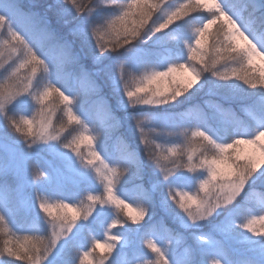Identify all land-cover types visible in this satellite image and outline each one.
Segmentation results:
<instances>
[{
	"label": "snow or ice",
	"instance_id": "6c2138e0",
	"mask_svg": "<svg viewBox=\"0 0 264 264\" xmlns=\"http://www.w3.org/2000/svg\"><path fill=\"white\" fill-rule=\"evenodd\" d=\"M232 7L234 14L225 11L219 0H183L173 7H168L167 0H54L48 5L49 12L42 13L36 0H0V136L6 142L7 134L14 131L23 137L16 143L23 142L26 149H31L38 142L61 141L68 125H78L79 134L67 141L64 138L62 147L76 156L82 168H91L98 176L103 172L104 181L103 195L89 193L81 213L76 203L45 198L36 185L47 173L30 160L29 153L19 147L0 152V204L5 209L0 211V232L8 237L14 234L12 225L22 211L18 202H26L29 194L50 229L42 235L25 236L15 244L5 239L0 247V264H43L78 215L87 218L97 204L114 205L132 221L142 223L159 207L164 215L148 228L162 229L167 233V243L147 239L154 259L142 264H264V63H254V57L264 62V0H234ZM200 9L212 15L196 29L195 39L187 47V61L170 63L162 71L150 67L134 71L120 59L124 51L134 47L142 30L151 36ZM158 11L164 14L159 22L154 19ZM150 54L146 52L145 57ZM233 59L239 60L236 66L217 68ZM204 73L217 81L234 78L248 89L261 90L262 103L246 102L247 97H223L239 101L237 106L247 122L241 120L232 103L222 100H205L203 108L196 105L189 110L198 111L205 121L212 117L225 128L229 124L243 128L226 140L198 126L146 130L147 116L125 111L138 145H143L141 158L120 131V110L174 101L198 84ZM24 94L39 107L30 117H17L14 101ZM86 113L101 122L109 138L114 137L123 153L122 162L112 166L105 163L96 147L102 133L89 134ZM65 117L66 123L57 126L56 119ZM177 128L179 132L173 131ZM150 135L182 136L184 140L164 150L155 139H149ZM82 145L90 149L87 155ZM242 145L251 147L245 150ZM98 163L103 169L97 167ZM145 164L158 170L161 182L180 170L193 173L202 169L205 174L197 179L196 191L165 183L157 200L155 185L145 186L150 179L145 175ZM130 166H135L134 187L138 190L132 202L137 206L135 216L125 211L130 204L125 203L128 199L116 185L120 168L128 172ZM257 192L261 198L253 204L250 196ZM218 210L225 217L212 224L209 231H200L219 216ZM231 213L242 217L238 225L228 215ZM164 216H170L172 224L165 223ZM120 222L113 219L108 227ZM257 223L261 225L260 234L251 236L241 231L234 235L237 227L255 233ZM57 224L61 225L59 231ZM121 239L119 235L110 237L111 242L105 245L109 253ZM88 255V251L83 253L80 264H85ZM100 264H104L103 258Z\"/></svg>",
	"mask_w": 264,
	"mask_h": 264
},
{
	"label": "trees",
	"instance_id": "16d2710c",
	"mask_svg": "<svg viewBox=\"0 0 264 264\" xmlns=\"http://www.w3.org/2000/svg\"><path fill=\"white\" fill-rule=\"evenodd\" d=\"M183 2V0H167L168 7L174 6L176 3ZM38 9L42 13H48V5L54 3V0H36ZM163 12L158 11L154 14V19L157 21ZM212 13L200 9L199 11L192 13L189 17L184 18L181 21L174 22L169 28L164 29L156 38L152 40L146 39V31L142 30L141 37L134 42V47L128 51H124L123 55L120 57L125 61L126 65L132 68L134 71L142 69L144 67H150L155 70H161L160 59L165 57L166 47L168 45L171 49L175 51V55L170 63L173 62H185L187 61V47L194 41L196 35V29L209 18H211ZM215 28V25L212 26ZM176 37L172 39L171 37ZM151 53L149 56L145 57V53ZM239 63L238 59L228 60L221 65H217L218 69H222L225 64L228 68L236 66ZM165 69V68H163ZM162 71V70H161ZM24 69L21 70L23 75ZM260 87L259 85L257 86ZM109 89L105 88V92L108 93ZM259 89H248L242 82L233 79L228 81H217L216 78L211 77L210 74L204 73L201 77V83L196 84L186 93L180 95L174 101H170L161 106L142 108L136 106L130 109H121L118 113L123 122V126L120 131L124 132L128 141L135 147L143 158V145L141 147L137 143V137L134 128L132 127V122L125 119V111H135L141 115L150 118L149 122L145 124L146 130L151 127H164V128H175L177 126H198L204 128L210 132L217 139H227L229 134L233 132L242 131L243 128L235 124H229L226 128L217 123L216 119L209 117L205 121L198 111H191L190 109L194 106L199 105L201 108L204 107V101L208 100L210 102L220 101L224 103H232L235 111L240 115L241 120L247 122V118L244 116L243 111L237 106L239 101L235 100H223L224 96H237V97H247L246 102L255 101L256 103H262L259 100ZM27 102L14 103L15 115L18 116H31L35 111L34 107H39L28 95ZM111 98V97H110ZM115 100L113 104L115 105ZM206 110V109H205ZM59 112V109H57ZM86 120L91 122L93 119L97 120L94 115L86 113ZM62 115V113H61ZM98 121V120H97ZM57 126L62 123H66V117L61 120L56 119ZM93 123V122H91ZM210 126V127H209ZM91 135H96L98 131L102 134L97 140V149L105 159V163L122 162L121 157L123 155L122 151L118 150V145L114 142V137L109 138L103 128L99 127H89ZM95 129V131H93ZM80 126L78 125H68L65 131L61 133V141L65 138V141L72 139L73 136L78 135L80 132ZM173 131L179 132V129H174ZM190 135V133H189ZM3 136H0V138ZM8 139H13L18 141H23V137L15 133L7 134ZM149 139H155L161 147L166 150L171 143H182L184 138L182 136H154L150 135ZM61 141H48L42 144H35L31 149H26L23 142L17 144L21 150L30 154V160L34 161L38 166L47 173L46 178H41L37 182V187L40 188L46 199L50 202H54L57 199H62L66 203H76L81 209V213L84 208H86L88 201L87 195L91 193L92 195H103L104 192V181L103 172L101 175H97L95 170L84 169L81 167L79 174L65 173V167L61 164V154H71L74 160L79 164L76 156L71 153L70 150L62 147ZM84 150L85 155H87L90 149L81 146ZM0 148V152H3ZM62 175H71V178H64L62 183H57L55 180H49L48 177L51 173H54L56 169ZM97 167L103 169V165L97 164ZM145 175L150 179L147 180L145 186L155 185V193L157 200L164 192V184H171L177 189H184L189 191H196L198 189L197 179L202 178L205 174L204 170L198 169L193 173H188L187 175L177 176L169 178L167 182H161V178L158 170H155L151 164H145ZM182 171V170H180ZM185 171V170H184ZM121 175L116 181L117 191L128 200L125 203L130 204V207L125 211L130 215L135 216L137 214V206L132 202L135 201L137 196V189L134 187L135 180V166H130L129 171L125 172L123 168H120ZM58 174V173H57ZM115 193V190H114ZM119 195L118 193H115ZM121 196V199L123 197ZM259 192L253 193L250 196V200L253 204H256L260 199ZM29 203H34V199L31 198L29 194V199L26 201ZM25 201L18 202V206L21 207V214L16 217L15 222L12 225L15 231L11 237L6 236L3 232H0V247L3 246L5 239H11L13 243L17 240L23 241L25 236L42 235L49 232L48 224H43L42 220L39 218H33L29 211L26 212L24 209ZM27 208V207H26ZM29 208V207H28ZM36 209V207H35ZM5 210L3 205L0 204V211ZM37 210V209H36ZM219 211V216L214 217L209 223L205 224L200 231L207 232L212 228V224L216 223L218 219L225 217V213L222 210ZM255 212V208L252 209ZM164 215L159 207L155 209V214L151 215L148 220L142 223V221L134 222L129 219V216L125 215L124 211H120L115 208L114 205H100L97 204L93 212L87 217H83L82 214L78 215L77 221L74 223L71 230L67 232V235L61 237L57 244L53 247L56 248L60 246V253L62 255H67L69 258L64 263L58 264H80V258L85 251L89 252L88 257L85 260V264L91 261L92 264H100L101 259H104V264H134V262H142L145 260L154 259L151 254V250L147 248L146 240L159 239L161 245L167 243V233L162 229L153 228L149 230L148 225L153 221L158 222L160 217ZM232 219L238 225L242 217L238 214L231 213ZM71 212L69 213V217ZM113 219L121 221L109 228L108 224L112 222ZM164 222L172 224L170 216H164ZM140 223V224H138ZM61 228L60 224H57V230ZM242 230L238 227L234 232V235H239ZM153 232H156L155 235ZM113 235H119L122 239L116 244L112 253H109L105 245L110 243V237ZM97 242H99L97 244ZM53 250V249H52ZM171 251V247H170ZM9 259L15 260V257H9ZM234 259V258H231ZM12 264H26V261H13ZM47 264H54L52 261Z\"/></svg>",
	"mask_w": 264,
	"mask_h": 264
},
{
	"label": "rangeland",
	"instance_id": "374dc122",
	"mask_svg": "<svg viewBox=\"0 0 264 264\" xmlns=\"http://www.w3.org/2000/svg\"><path fill=\"white\" fill-rule=\"evenodd\" d=\"M231 1L234 2V0H231ZM231 1L230 0H219V3L221 4V6L223 7V9L225 11L229 12V14H234L233 13V7H231L233 5V3ZM237 2H238V0H237ZM170 7H172V6H170ZM163 15L164 14L162 13V15L158 18V20H157L158 22L163 19ZM162 31L163 30H161L159 32H155L151 36H148L146 34V39L147 40H152L153 38H156ZM237 43H239L241 46H243V42L240 41L238 38H237ZM164 46L166 47V51L167 52L164 53L165 54V57L160 59V67L159 68L161 70H164L163 68H166L169 65L168 62H171L172 58L175 55V52L168 45H164ZM254 63H256L257 65H261L264 62L260 61L259 58H255L254 57ZM199 83H201V80H200ZM27 97H28V94H24V95L20 96L16 101H14V103L27 102L28 101V98ZM139 106L142 107V108H151V107H156V106H161V105H155V106H153V105H139ZM33 109L36 110L35 107ZM33 112H35V111L33 110ZM85 115H87V114H85ZM149 120H150V118H149ZM87 122L89 123V127H99V128H103L102 125H101V122L100 121H97L95 119H93L91 121L93 123H91L89 121H87ZM16 142H17L16 140L8 139V138H7V141L5 142V138L4 137H1L0 138V148H2L3 150L11 151L12 149L18 147V145H17ZM42 143H44V142H38L37 144H42ZM18 144H20V143H18ZM241 147L244 148L245 150H247V149H250L251 146L242 145ZM19 149H21V148L19 147ZM61 164H63L64 167H65L64 168L65 169V173L72 174V176L74 174H79L80 171H81L80 170L81 169V166L78 165V163L74 160V158H73V156L71 154L68 155V154L62 153L61 154ZM54 170H55V172L54 173H51L49 175V177H48L49 180H55V181H57V183H62L63 180H64L63 177L64 178H71L70 177L71 175H68V176L62 175L57 170V168L54 169ZM188 173L189 172L187 170H185V171L184 170L177 171L176 173L173 174L172 177L187 175ZM172 177H170V178H172ZM40 180H42V179H40ZM24 209H26L25 210L26 212H28L29 209H30L29 214L34 219L35 218H39L40 220L43 221L42 222L43 224H45V223L47 224L46 220L42 216L43 214H39L38 211L35 209L34 203L26 202V204H24ZM254 227L256 228V232L255 233H246L247 230H242V231L245 232L244 233L245 235L256 236L257 234H260L261 233V225L259 223H257L256 225H254ZM68 258L69 257L67 255H62L60 253V246H58L56 248H53V250L49 253V255L46 257V259L43 261V264H47L50 261H52L54 264L63 263V262L65 263L68 260Z\"/></svg>",
	"mask_w": 264,
	"mask_h": 264
},
{
	"label": "clouds",
	"instance_id": "9594fccd",
	"mask_svg": "<svg viewBox=\"0 0 264 264\" xmlns=\"http://www.w3.org/2000/svg\"><path fill=\"white\" fill-rule=\"evenodd\" d=\"M262 226H264V225H262Z\"/></svg>",
	"mask_w": 264,
	"mask_h": 264
}]
</instances>
